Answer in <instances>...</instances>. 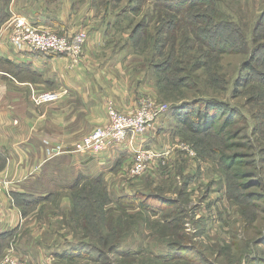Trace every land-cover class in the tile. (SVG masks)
Instances as JSON below:
<instances>
[{
	"label": "rangeland",
	"instance_id": "obj_1",
	"mask_svg": "<svg viewBox=\"0 0 264 264\" xmlns=\"http://www.w3.org/2000/svg\"><path fill=\"white\" fill-rule=\"evenodd\" d=\"M172 1L182 4L88 0L87 7L100 9L101 21H113L110 33L117 35V43H126L146 63L157 94L141 95L137 108L143 99L171 110L186 101L212 98L243 116L225 129L233 137L191 131L169 110L168 133L160 135L165 159H154L138 176L129 174L132 160L116 183L102 176L78 181L79 176L69 191L58 188L45 198L35 197L30 208L20 209L28 226L9 234L6 242L0 240V259L12 251L35 264H264V52L247 66L253 49L264 44V0H211L177 14L167 8ZM195 14L200 20L188 19ZM143 20L147 26L131 35ZM164 20L173 27L166 24L162 30ZM222 21L230 26L227 36L236 29V44L229 50L213 48L197 36L198 28L218 35L215 24ZM10 26L13 33L12 21ZM80 31L88 39L89 31ZM176 63L182 69L177 76L170 74ZM178 76L186 78L179 82ZM234 154L247 164L225 166L221 156ZM240 168L246 179L235 175ZM133 187L141 200L156 194L173 203L158 213L120 204L118 195H130L125 191ZM248 193L259 194L260 200H251Z\"/></svg>",
	"mask_w": 264,
	"mask_h": 264
},
{
	"label": "crops",
	"instance_id": "obj_2",
	"mask_svg": "<svg viewBox=\"0 0 264 264\" xmlns=\"http://www.w3.org/2000/svg\"><path fill=\"white\" fill-rule=\"evenodd\" d=\"M87 5L88 0H0L2 243L28 226L29 218L20 209L30 204L18 203L19 197L45 198L58 188L69 191L79 176L78 181L102 176L107 183H116L137 149H164L160 135L168 133L169 110L144 135L109 144L99 153L77 150L79 140L109 122L110 103L129 111L137 108L141 95L157 94L142 56L126 43L118 44L117 35L110 33L113 21L105 17L101 21V10ZM15 17L59 34L86 29L82 56L75 60L18 49L10 41V22ZM58 89L67 90L58 102L36 105L31 99L33 92ZM132 192L134 187L125 191Z\"/></svg>",
	"mask_w": 264,
	"mask_h": 264
},
{
	"label": "built area",
	"instance_id": "obj_3",
	"mask_svg": "<svg viewBox=\"0 0 264 264\" xmlns=\"http://www.w3.org/2000/svg\"><path fill=\"white\" fill-rule=\"evenodd\" d=\"M13 33L10 41L18 49H27L38 53H54L69 55L75 60L82 56L87 40L84 31L72 35H59L47 29H40L32 25L23 17L12 19ZM15 31V32H14ZM66 89L33 92L32 100L35 104L51 103L66 95ZM166 105L160 106L151 99H143L139 108L133 112L121 111L112 103L108 106L109 122L96 127L77 143V150L99 153L109 144H121L128 138L144 135L155 123L161 111H168ZM165 150L137 149L133 156V163L129 174L141 175L154 159H165ZM0 264H35L32 261L18 259L12 251L0 259Z\"/></svg>",
	"mask_w": 264,
	"mask_h": 264
},
{
	"label": "trees",
	"instance_id": "obj_4",
	"mask_svg": "<svg viewBox=\"0 0 264 264\" xmlns=\"http://www.w3.org/2000/svg\"><path fill=\"white\" fill-rule=\"evenodd\" d=\"M205 2L211 3V0H182V4L177 1L176 3L174 1L169 2L171 4L170 6L165 3L164 5H167L170 9V11L173 14L177 13H184L186 10L191 8V6H195L196 4L200 7H204ZM206 3V4H207ZM184 5H188V8L186 9ZM204 16H207L205 14ZM196 17V18H195ZM191 16L188 19L196 20L197 18L200 20V14H195ZM203 17V13L201 14V18ZM190 20V21H192ZM173 23V21H172ZM166 24H169L168 26L173 27V24L171 22L167 23V21H162L161 29L163 30L166 26ZM218 29V35H209V32H206V30L203 28H198L197 30V36L200 40H205L211 46L214 48L216 47L219 50H229L236 44V39L232 42L233 36L236 37V29L227 36V28L230 26L227 23H216L215 24ZM142 26H147V23L145 20L140 22V25L133 28L131 35H135L138 31V27H140V30L142 29ZM214 26V25H213ZM215 27V26H214ZM137 28V29H136ZM239 35V34H238ZM132 39V38H131ZM146 45V43H145ZM264 52V44L258 45L253 49L252 55L250 56V59L248 60L247 66H250L252 62H256V58L261 55V53ZM164 65L160 64L159 67H162ZM170 74H174L177 76L176 72L182 71L181 67L176 63L173 65L172 70H170ZM187 71V69H186ZM190 70L188 71V73ZM179 77V76H178ZM168 77L167 79H169ZM186 77L177 78L179 82H182V80H185ZM165 79L164 81L166 82ZM189 79V77H188ZM162 82V81H160ZM174 109L169 108V110L174 114V116L177 118L178 122L183 123L185 128L190 129L191 131H195L198 133H208L212 130L217 132L218 134L222 135L223 133L226 134L227 138H232L233 135L230 134L231 132H226L225 129L227 126L232 122H239L243 120V116L241 113H239L236 109H225V107L220 104L219 102L215 101V99L209 98V99H193V101H186L182 104H177L173 107ZM220 116H222L224 119L223 121H218ZM221 123V124H220ZM234 143H231L230 145H233ZM221 161L224 163L227 167H233L238 168L240 166H245L247 164V161L241 157L240 154H234V155H223L221 156ZM239 171L235 172V175L238 178H247V173H245L241 168L237 169ZM97 181V180H96ZM243 187H246L243 185ZM140 191H134L130 195H123L119 197L117 200L120 204L128 205V206H134V205H141L143 208L150 210L153 213H158L162 210H166L168 207V204L173 203V200L170 198H166L161 195L156 194H148L145 196L144 199L141 200V194ZM251 200L259 201L260 196L257 193H248ZM20 198V199H19ZM17 199L18 203L27 202L28 204L33 203L35 198L26 199L19 197ZM27 200V201H26ZM25 204V203H22ZM26 205V204H25ZM264 242V236L261 239V243ZM186 249V248H185ZM182 250V249H179ZM1 252V249H0ZM1 254V253H0Z\"/></svg>",
	"mask_w": 264,
	"mask_h": 264
}]
</instances>
